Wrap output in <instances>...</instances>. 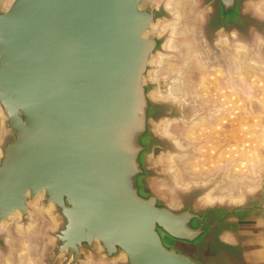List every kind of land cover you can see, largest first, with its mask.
Segmentation results:
<instances>
[{
  "label": "water",
  "instance_id": "obj_1",
  "mask_svg": "<svg viewBox=\"0 0 264 264\" xmlns=\"http://www.w3.org/2000/svg\"><path fill=\"white\" fill-rule=\"evenodd\" d=\"M145 1L0 0V261L11 257V218L27 228L37 203L57 222L47 264L88 256L105 264H264L263 156L247 172L208 165L254 179L232 201L203 200L223 173L176 190L175 200L155 188L187 186L165 164L183 149L164 128L193 114L176 96L156 98L168 86L152 79L168 45L157 31L168 12ZM257 2L199 0L207 9L202 36L213 48L219 36L235 38L250 52L257 35L264 39ZM242 101L227 123L216 114L199 129V163L200 146L244 130Z\"/></svg>",
  "mask_w": 264,
  "mask_h": 264
},
{
  "label": "rangeland",
  "instance_id": "obj_2",
  "mask_svg": "<svg viewBox=\"0 0 264 264\" xmlns=\"http://www.w3.org/2000/svg\"><path fill=\"white\" fill-rule=\"evenodd\" d=\"M11 1L5 0L6 5H9ZM170 1L146 0L143 5H151L159 10H163L165 7L168 12V15L165 16L166 18L159 24L161 26L168 23L167 29L159 30V26L157 28L160 34H167L168 45L165 48L164 55L161 56L163 59L156 61L153 65L155 69L152 72V79L157 84L162 81L164 85H170L172 79L177 78L180 91L179 94L177 93L179 96L176 97L180 99L179 106L181 108L184 106L190 107V113L191 115L193 114L191 117H181L165 125L168 132L176 139V143L177 141L180 142V144L177 143L179 148L183 149V151H180L181 153L173 154L174 156L172 157L182 161L184 167H187L189 176L191 175L190 177L192 178L187 186L181 187L185 189L177 188L178 186H172L169 183L167 184V182L156 183L155 188L157 191L166 193L175 200V192H178L176 190L183 192L192 188H199V179L204 177L205 179L203 180H206L215 175H219V179L224 173L225 169L220 170V172L217 169L219 172L217 173L216 169L209 170L208 165L199 169V129L206 132L212 126V122L217 119L215 118L216 114H223L221 115V120L227 123L225 118L228 114L232 115L229 113V108L235 106L240 110V106H243L242 100H245L246 103L250 101V98L245 97L246 95L252 96L253 101H255L252 109L254 107L259 108V101H261L259 99L264 100V84H262L260 78L261 74L264 82V39L257 35L256 42L252 45L250 52L246 50L245 54L237 56L232 51L236 48L237 40L235 38L228 40L223 36H219V40L215 41L213 48L202 36L201 28L207 9L199 6V0H180L181 10L169 7L168 3ZM257 3L258 6L262 7V11H259V9L257 13L264 18V0H258ZM184 32H186V36H183ZM186 39L192 46L189 57L183 51L182 44L180 45L182 40L185 41ZM177 41L178 47L174 46ZM172 42L173 47H171ZM215 47L218 49H215ZM229 54L234 57L233 62L229 60ZM233 78L236 79L235 84L229 80ZM251 83L253 85H250ZM215 92H221L223 95L218 96V93ZM155 95L156 98L166 96L164 92L163 94L157 93ZM228 95L231 99L228 98ZM212 98L219 101L220 104L212 105ZM223 98L224 102L221 101ZM202 107L206 111H202ZM195 117H198V120L197 123L193 124L191 120ZM232 118L233 115L229 120ZM241 119L245 120L246 125H257L262 119V125L264 126V117L242 115ZM170 169L172 167L166 171L168 177H170V172H173V169ZM229 175L232 180H240L243 177L252 180V177L237 175L231 171H229ZM32 208L33 212L28 218L31 224L25 229L21 226L23 224L20 222L19 215L11 218V228H7L4 231L9 236L8 243L11 257H8L9 260L0 261V264H41L42 259H44L43 264H47L46 259L49 257V249L53 246V239L48 233L55 230L57 222L55 219H51L50 215L43 209L41 210L37 203H34ZM35 210H40L41 212L35 213ZM84 264L105 263L100 259L88 256Z\"/></svg>",
  "mask_w": 264,
  "mask_h": 264
},
{
  "label": "crops",
  "instance_id": "obj_3",
  "mask_svg": "<svg viewBox=\"0 0 264 264\" xmlns=\"http://www.w3.org/2000/svg\"><path fill=\"white\" fill-rule=\"evenodd\" d=\"M259 100H261L259 101V108L254 107V109L252 108L255 101H249V104L245 102L242 115L264 117V100ZM262 122L261 119L257 125L247 124L242 127L244 130L240 128L237 130L235 127L230 129L229 138L222 144L220 140L211 138V142H208L209 146L204 148L200 146L203 161L199 165L214 167L224 162L231 164L239 172H247L253 169L264 153V126Z\"/></svg>",
  "mask_w": 264,
  "mask_h": 264
},
{
  "label": "bare ground",
  "instance_id": "obj_4",
  "mask_svg": "<svg viewBox=\"0 0 264 264\" xmlns=\"http://www.w3.org/2000/svg\"><path fill=\"white\" fill-rule=\"evenodd\" d=\"M168 6L172 7L173 9L174 8H176L178 10L182 9L180 0H171L168 3ZM159 27H160L159 30H165L168 27V23L162 24ZM183 36H186V32L183 33ZM180 45H181L183 51H185V53L188 54V57H189V54H190L191 48H192L191 43H188V39H186L185 41L182 40ZM174 46L178 47V41H177V43H174ZM235 46H236V48H234L232 51L235 52L234 54L236 56L240 55V54H245L243 45L237 44ZM169 47H170V44H169ZM171 47H173V42H172ZM229 56H230L229 57L230 61L233 62L234 61V57L231 56V54H229ZM156 59H157V61H159L160 59H163V58L162 57H157ZM177 75H178V73H177ZM179 91H180V89H179L178 80H177V78L176 79L174 78V79H172V83L166 87V96H170V97L171 96L172 97L179 96L178 95ZM197 120H198V117H195V118H193L191 120V122L194 124V123H197ZM164 132H168L167 127L164 128ZM178 144H180V142H178ZM165 164H169V165H171L173 167V169L175 171L174 172V178H175V182L177 184H180V185H183V186L188 185L189 181L192 178L190 177L191 175L189 176V173L187 172V167H184V165H183L182 161H180V159H176L174 157L168 156L167 159H166V163ZM201 179H205V178L203 177ZM201 179H199V180H201ZM253 183H254V179L253 178L251 180L249 178H244L243 177L240 180L239 179L232 180V178L229 175V170H226L223 173V175L221 176L220 184L216 187L214 192L211 191V192L206 193L204 195V197H203V200H204V202H207V203L212 202L215 199L216 200H220V201L223 200V199H228L229 201H232L234 199L239 198V195H240L239 189H243V188L251 189V188L254 187ZM40 212H41L40 210H35V213H40ZM45 212H47V211H45ZM51 219H52V217H51Z\"/></svg>",
  "mask_w": 264,
  "mask_h": 264
}]
</instances>
